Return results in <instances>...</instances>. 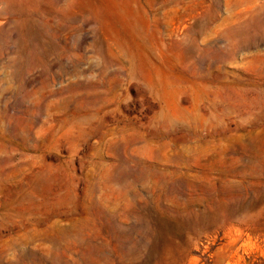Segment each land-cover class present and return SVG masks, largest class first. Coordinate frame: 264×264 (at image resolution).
<instances>
[{
	"label": "rangeland",
	"instance_id": "obj_1",
	"mask_svg": "<svg viewBox=\"0 0 264 264\" xmlns=\"http://www.w3.org/2000/svg\"><path fill=\"white\" fill-rule=\"evenodd\" d=\"M0 264H264V0H0Z\"/></svg>",
	"mask_w": 264,
	"mask_h": 264
}]
</instances>
